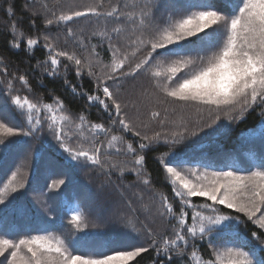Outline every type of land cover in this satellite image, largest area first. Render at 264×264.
Instances as JSON below:
<instances>
[{
	"label": "snow or ice",
	"instance_id": "1",
	"mask_svg": "<svg viewBox=\"0 0 264 264\" xmlns=\"http://www.w3.org/2000/svg\"><path fill=\"white\" fill-rule=\"evenodd\" d=\"M226 5L216 0L67 5L26 0L22 13L32 29L27 34L12 19L15 0L7 4L8 49L19 53L23 47L30 59L42 47L44 59L30 65L33 74L39 72V85L44 77H63L62 86L84 98L85 108L99 106L107 123L88 119L83 110L73 114L54 89H49L51 102L42 94L35 100L21 96L14 82L31 94L28 72L10 74L0 56V75L6 80L0 90V158L14 144L23 149L16 169L0 181V264H138L149 252L151 264H264V0H226ZM82 19L92 25L87 36L84 28L72 27ZM54 27L65 41L72 39L73 49L58 47L60 33L54 34ZM97 36L100 42L93 44ZM105 45L107 63L97 51ZM69 70L76 83L68 78ZM85 76L91 91L83 86ZM140 77L148 87L137 82ZM141 107H147V120L140 117ZM251 112L257 123L240 136L241 144L250 146L246 166L236 157L215 159L197 150L196 141L217 133L222 122L239 124ZM161 141L167 151L154 159L172 199L153 187L146 167L145 152ZM186 141L196 147L177 152ZM49 149L59 153L63 164L46 166L44 184L29 189L32 166ZM85 167L104 176L95 207H65L61 191L73 183L71 172ZM127 176L132 179L125 182ZM142 188L152 193L151 206L143 203ZM132 189L127 196L125 190ZM29 191L39 193L32 197L38 210L27 202ZM52 193L56 210L69 217L71 230L64 236L49 230ZM133 198L140 201L145 219ZM39 210L45 216L37 217ZM157 218L170 226V233L150 226ZM110 225L123 231L111 235L104 231Z\"/></svg>",
	"mask_w": 264,
	"mask_h": 264
},
{
	"label": "trees",
	"instance_id": "2",
	"mask_svg": "<svg viewBox=\"0 0 264 264\" xmlns=\"http://www.w3.org/2000/svg\"><path fill=\"white\" fill-rule=\"evenodd\" d=\"M26 0H15V15L12 19L18 20L20 25L22 26V30L27 33L31 34L32 29L29 27V17L27 13H22V5H24ZM85 3V2H92V0H62V3L65 5L71 3ZM105 2H110V0H105ZM216 2L221 7H226V0H216ZM12 3V0H0V56H3L4 63H6L9 67V73L11 74L15 70L28 72L29 75V82L33 89L31 94L27 93V90L23 88L19 81L14 82V88L19 89V94L21 96L28 94L31 96L32 99H37L41 94L43 95L45 102H51V97L49 95V89H54L56 95H59L68 106L69 110L73 114H78L81 110L85 111L88 119L100 122L102 119L105 123L106 120V113L99 108V106H94L90 109L85 108V99L82 97H75L71 93L70 90L66 89L62 86V79L58 78L55 80L49 79L44 77L43 79V87H41L38 83L39 72L33 74L30 70V65L35 64L36 59H44L45 57V50L42 47H37L35 49L34 55L29 59L26 57V54L23 51V47L19 53L9 50L6 44V40L9 38V33L7 31V22L8 16L6 15V6L7 4ZM49 4L56 3V0H48ZM163 12V9H161ZM161 13H157L160 15ZM22 17V19H21ZM37 26L38 28H42L40 24V20L37 19ZM74 31L79 32L81 28H84V34L87 36L88 33L91 31L92 25H89L87 21L81 20L76 24L72 25ZM54 34L60 33L59 29L55 27L51 30ZM100 37H93L92 43L99 44ZM58 47L60 48H67L69 50L73 49L75 45L73 44L72 39H68L65 41L62 33H60V39L58 41ZM80 51V49H77ZM97 51H99L107 63L110 60V55L106 50V45L103 48L98 47ZM63 67V66H62ZM68 78L76 83V78L71 70L68 72ZM138 83H143L145 87L149 86V81L143 77L138 78ZM6 86V80L2 75H0V90H2ZM83 86L85 89L91 91L92 83L87 76L83 78ZM179 111V110H178ZM163 116V113H162ZM140 117L142 120H147L148 111L147 107H141L140 109ZM175 115H170L169 119H176ZM258 117L256 116L255 112H251L248 114L247 118L240 122L239 124H227L226 121L222 122L224 127H221L220 130L213 134L212 136L205 137L203 139L197 140L196 143L201 145L198 151H202L206 153L208 156L220 159L223 157H236L241 161V166H246L245 162L248 160V152H249V145H243L240 141L241 133L248 128H252L256 125ZM153 127H156L154 124ZM160 130V129H158ZM128 139L135 141L138 138L132 137L130 133L124 134ZM203 136V134H202ZM47 141H51L50 137L45 136ZM103 139V136H101ZM196 140V138H193ZM31 143V142H30ZM196 143L192 141H186L185 144L177 146L175 149L177 152L183 154L190 149L196 147ZM167 145H165L162 141L152 146L149 150L145 152L146 156V167L148 171L151 173L152 185L155 189L165 192L170 199H172V192L171 187L165 180V174L162 168L159 166L158 162L154 159L155 155L161 152L167 151ZM57 151L50 150L48 154L45 153V159L38 162L37 164L32 166V182L29 185V189L33 187H41L44 184V180L42 178L43 169L46 166L58 167L63 164L62 158ZM23 155V149H21L17 145H12L10 152L4 156V158H0V181H6L7 178L11 175V171L16 169V162L19 157ZM40 176L39 182H37V176ZM73 183L69 184L68 187L62 189L60 194V199L63 201L64 206L66 207L67 204L71 203H78L84 206H92L95 207L96 200L95 196L98 190V186L102 184L104 181V176L99 174L95 171L90 172L87 167L73 170L71 172ZM52 178H59L58 176H53ZM117 176L113 173V180H116ZM132 179L131 176L125 177V182ZM0 187H2V183H0ZM132 190H125L127 196H132ZM144 192V201L143 203L148 204L151 206V199L152 193L146 189L142 188ZM39 193H33L29 191L27 193L29 206L34 207V209L38 210L39 205H33L32 197L37 196ZM52 199L48 200V203L51 207H53L54 211L48 214L46 218L54 219V223L49 225V230L52 231L56 235H67V233L71 230V225L68 224L69 217L67 215H61L59 211L56 210L57 200L55 199V193L50 194ZM134 206L138 209V214L140 219H145V213L139 210L140 201H136L134 198ZM194 202L202 203L203 198H194ZM176 208H179V201H174ZM122 211H127L123 205L120 206ZM111 211H115V208L110 209ZM45 216L42 210L37 211V217ZM243 218V217H242ZM150 226L155 231H164L170 233V226L167 223H162L159 218L155 219L154 222H150ZM241 230L245 229V225H241ZM248 228H252L253 226L249 223L247 225ZM91 231V229H89ZM105 232L115 235L118 234L123 229L119 225H110L108 228L104 229ZM35 234V233H32ZM19 239L20 237H16ZM206 246L201 247V251H204ZM208 253L205 252V256ZM151 257L152 253L149 252L144 254L142 258L138 260V264H151Z\"/></svg>",
	"mask_w": 264,
	"mask_h": 264
},
{
	"label": "rangeland",
	"instance_id": "3",
	"mask_svg": "<svg viewBox=\"0 0 264 264\" xmlns=\"http://www.w3.org/2000/svg\"><path fill=\"white\" fill-rule=\"evenodd\" d=\"M50 150L52 151L53 149H49V150H47V151H46V154H48V153L50 152ZM54 151H55V150H54ZM57 154H59V153H57ZM77 204H78V203H76V202H75V203H71V204H67L66 207H74V206H76Z\"/></svg>",
	"mask_w": 264,
	"mask_h": 264
}]
</instances>
